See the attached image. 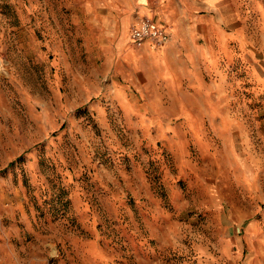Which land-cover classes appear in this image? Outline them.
Listing matches in <instances>:
<instances>
[{"label":"rangeland","instance_id":"rangeland-1","mask_svg":"<svg viewBox=\"0 0 264 264\" xmlns=\"http://www.w3.org/2000/svg\"><path fill=\"white\" fill-rule=\"evenodd\" d=\"M138 4L0 0V264H264V0Z\"/></svg>","mask_w":264,"mask_h":264},{"label":"crops","instance_id":"crops-1","mask_svg":"<svg viewBox=\"0 0 264 264\" xmlns=\"http://www.w3.org/2000/svg\"><path fill=\"white\" fill-rule=\"evenodd\" d=\"M165 0H163L164 2ZM169 0H167L168 2ZM175 6L166 4H160V0H139V14L148 15L152 17L157 23L162 25L168 30V23L172 22L174 28L172 29V40L177 39L178 36L182 39H187L188 34H183L181 26L191 25L196 11L206 12L205 16L201 18L205 20L201 26L212 25L218 27L220 25L219 20V8L221 3L227 2V0H177ZM202 15V14H201ZM178 16V18H176ZM182 18V22H180ZM198 19V18H197ZM200 20V19H199ZM201 20V21H202ZM206 24V25H205ZM207 28V27H206ZM169 32V31H168ZM170 34V32H169Z\"/></svg>","mask_w":264,"mask_h":264},{"label":"built area","instance_id":"built-area-1","mask_svg":"<svg viewBox=\"0 0 264 264\" xmlns=\"http://www.w3.org/2000/svg\"><path fill=\"white\" fill-rule=\"evenodd\" d=\"M168 39V30L148 15L139 18L130 30V40L136 47H143L145 44L162 46Z\"/></svg>","mask_w":264,"mask_h":264}]
</instances>
